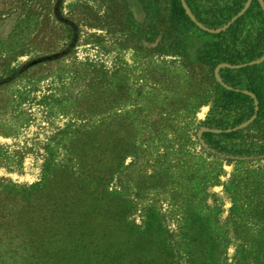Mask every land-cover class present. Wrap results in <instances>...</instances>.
Wrapping results in <instances>:
<instances>
[{"label":"rangeland","instance_id":"1","mask_svg":"<svg viewBox=\"0 0 264 264\" xmlns=\"http://www.w3.org/2000/svg\"><path fill=\"white\" fill-rule=\"evenodd\" d=\"M164 2L0 0V79L26 67L0 85V264H264V160L199 145L227 10L198 0L169 33Z\"/></svg>","mask_w":264,"mask_h":264},{"label":"trees","instance_id":"2","mask_svg":"<svg viewBox=\"0 0 264 264\" xmlns=\"http://www.w3.org/2000/svg\"><path fill=\"white\" fill-rule=\"evenodd\" d=\"M140 1L146 8L160 10L161 0ZM164 1L168 10L165 25L169 33L189 31L195 26L186 5L193 7L198 0ZM216 1L227 10L228 27L213 35L215 39L207 43L201 59L213 68L224 66L219 68L218 77L211 76L213 106L200 125L199 145L209 157L229 162L264 160V9L258 0L254 1L261 16V27L254 38H244L243 27L253 8L240 14L246 0ZM37 9L33 2L24 3L17 25L28 23ZM206 25L216 27L215 23ZM3 68L5 77L0 79V85L18 78L26 67L4 65ZM185 261L194 264L192 255Z\"/></svg>","mask_w":264,"mask_h":264},{"label":"water","instance_id":"3","mask_svg":"<svg viewBox=\"0 0 264 264\" xmlns=\"http://www.w3.org/2000/svg\"><path fill=\"white\" fill-rule=\"evenodd\" d=\"M223 66H224V65H220L219 68H220V67H223ZM217 77H218V76H217ZM201 133H202V130L199 131V137H200Z\"/></svg>","mask_w":264,"mask_h":264}]
</instances>
